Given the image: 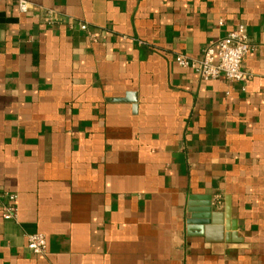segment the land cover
I'll return each instance as SVG.
<instances>
[{
    "label": "crops",
    "instance_id": "1",
    "mask_svg": "<svg viewBox=\"0 0 264 264\" xmlns=\"http://www.w3.org/2000/svg\"><path fill=\"white\" fill-rule=\"evenodd\" d=\"M19 1L0 4V190L19 211L0 206V264H264V0ZM240 25L246 83L176 64Z\"/></svg>",
    "mask_w": 264,
    "mask_h": 264
},
{
    "label": "built area",
    "instance_id": "2",
    "mask_svg": "<svg viewBox=\"0 0 264 264\" xmlns=\"http://www.w3.org/2000/svg\"><path fill=\"white\" fill-rule=\"evenodd\" d=\"M2 0H0L1 4ZM18 10L29 11V3L20 0ZM223 25V22H220ZM86 26H82L86 30ZM253 50L246 27L240 25L215 45H210L200 60H191L183 55H176L175 62L182 68L192 70L202 81L225 79L229 83L244 84L251 75L244 69V61ZM18 197L0 190V206L5 221H16L18 218ZM27 247L34 255H45L48 249L47 237L44 234H32L27 237Z\"/></svg>",
    "mask_w": 264,
    "mask_h": 264
},
{
    "label": "water",
    "instance_id": "3",
    "mask_svg": "<svg viewBox=\"0 0 264 264\" xmlns=\"http://www.w3.org/2000/svg\"><path fill=\"white\" fill-rule=\"evenodd\" d=\"M207 207L205 208V213L203 215V219L209 221V220H212L213 217H214V223H219V224H222V220H220L219 217L217 216H213V206H212V203H209L206 205ZM215 219H216V222H215ZM218 219V220H217ZM218 221V222H217ZM219 230L217 232H219L220 234V240L223 242L226 241V242H229L231 241L232 237H234L233 233L235 231V228L231 229L229 227V225L227 226V228L225 229L226 233L224 234L223 236V230L218 228ZM231 234V235H230Z\"/></svg>",
    "mask_w": 264,
    "mask_h": 264
}]
</instances>
